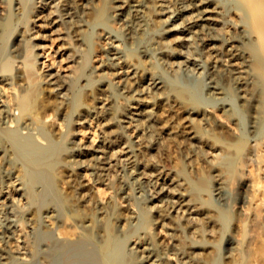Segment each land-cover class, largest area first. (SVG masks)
I'll return each instance as SVG.
<instances>
[{
	"label": "bare ground",
	"instance_id": "6f19581e",
	"mask_svg": "<svg viewBox=\"0 0 264 264\" xmlns=\"http://www.w3.org/2000/svg\"><path fill=\"white\" fill-rule=\"evenodd\" d=\"M10 1L0 0V43L12 15L18 22L35 9V20L40 13L49 19L51 35L71 39L61 53L77 74L65 80L59 70L46 71L45 103L33 108L31 98L41 96L33 85L28 92L20 72L16 83L0 72V264L23 257L28 264H214L219 254L209 245L211 260L201 256L195 239L201 230L190 218L203 215L218 237L228 209L244 215L248 187L260 183L251 224L240 217L238 232L222 241L228 263L264 264V0H13L7 8ZM60 24L65 32H57ZM21 33L14 36V59L24 51ZM81 90L86 102L78 99ZM63 106L79 115L78 123L104 127L97 144L72 139L60 147L65 132L49 118ZM175 137L187 150L173 170L151 151ZM203 143L235 154L248 143L236 162L249 163L254 177L232 183L236 200L226 195L231 183H219L216 202H209ZM117 148L122 165L114 159ZM112 168L114 193L104 197L98 184ZM62 176L66 186L59 188ZM151 210L154 218L143 217ZM63 218L71 231L59 230ZM19 223L27 229L21 249L12 243ZM123 239L130 241L126 248Z\"/></svg>",
	"mask_w": 264,
	"mask_h": 264
},
{
	"label": "rangeland",
	"instance_id": "374dc122",
	"mask_svg": "<svg viewBox=\"0 0 264 264\" xmlns=\"http://www.w3.org/2000/svg\"><path fill=\"white\" fill-rule=\"evenodd\" d=\"M3 5L1 4V6H3V8L5 9L6 8L5 4H3ZM12 5H13V0L10 1V5L9 6H7V5L6 6H7V8H9V7H12ZM34 11H35V9H34ZM34 11L30 12L28 14V18L27 19H24V20L21 19V21L19 20L20 22L19 21L17 22L16 18L12 15L10 20L8 21V23H6V26L4 27V32L5 33L3 32L4 35H2L3 38L5 37V41L1 40V43H0V72L4 73V74H7L8 76L12 77L13 82L15 81V79L17 80V76H15V75L19 74V72H20L21 78L23 76V79H25L24 83L25 84L27 83L25 85L27 87L26 90H28V92H29V91H32V89L35 88V92H39L41 94V92H42L41 91L42 90L41 87L44 84L42 77L44 76L43 74L46 73V71H51V70L54 71L55 69H56V71L59 70L58 72L63 74V75H65V77L67 78L66 79L64 77L65 80H69L71 78L73 79L74 76L77 74V71L75 69L76 68L75 65H73L74 63L72 64L71 61L66 60L67 58H65L64 55L61 53V51H63L64 45H65L64 43L65 42L68 43V41H71V39L66 37L67 41L64 40V42H63L62 39L56 37V33L54 35V32H52V35H51L50 30H51L52 24L49 22V19L46 18L44 13H42V14L40 13L38 19L35 20L33 18L34 17L33 16ZM30 14L32 15V17H29ZM45 21H46V23H44ZM24 22H27V23H24ZM60 25L58 27L60 31L57 30V32H62V31L65 32L67 30L66 27H65L66 25L65 24H63V25L60 24ZM28 27L30 28V30H29ZM61 27L63 28V30H62ZM10 30L12 32L10 34H8V32ZM24 30H26V31H24ZM27 30H28V35L26 34ZM45 31L47 33H49L50 36H47L48 34ZM20 32H22L21 34H23V36L26 38V42L20 46L21 50L22 51L24 50L23 53H22V56L17 58V59H14V57H12V54L14 53V48H13L14 45L13 44L15 43L14 36L20 34ZM44 32H45V34H43ZM37 33H39L42 37L39 34H37ZM12 34H13V36H12ZM27 36H29V37H27ZM54 36H55V38H54ZM71 42H69V43L71 44ZM60 43L63 44L62 47H60V45H61ZM32 44L33 45L36 44V45H34L32 47L31 46ZM66 45H65V47H66ZM69 45H67V46H69ZM11 50H13V51H11ZM37 52H40V55L38 57L36 56V58H35L34 55L37 54ZM9 58H11L13 60H11ZM4 61H9L10 65H9L8 70H4L3 71L2 64H3ZM30 62L34 63V64H32L30 66V68H31L30 72L33 70L32 73H31L33 75H31V76H29V74H30L28 72L29 69H27L28 68L27 64L30 63ZM17 67H19V69L21 68L20 70L23 73ZM17 70H19V71L17 72ZM26 70H28V71H26ZM25 72L26 73L28 72L29 74L28 73L26 74ZM35 75H37V76H35ZM36 81L37 82L40 81V82H38L39 84ZM15 83H16V81H15ZM29 83H30L31 86L33 85L32 89H28L29 87H31V86H29ZM41 83H43L42 86H40ZM36 86L37 87L40 86V89L38 87V90H37ZM80 92H78L79 93L78 94L79 95V97H78L79 101L80 102H86L87 101L86 92H84L83 90H81ZM38 95H39L38 93H37V95L35 94L33 96V98H31V100H30L31 101L30 105H32L33 108L38 107V105L39 106L42 105V104H39V103H41L42 100H43L42 103L43 104L45 103L44 99L42 98L43 94H41V96L40 95L38 96ZM36 96H38V97H36ZM48 98L50 100L52 98V96H50ZM84 98H86V99H84ZM51 100H54V99H51ZM56 101H57V99H56ZM63 107H61L60 110L56 114H54L53 116L51 115L52 118L51 117L49 118L50 119L49 123H51V120L54 119V121L52 120V124H53L52 126L53 127L57 128L58 124L61 122L60 126H61L62 129L61 128L60 129H61V131L63 130V133L65 132V134H63V135H65V137H63V139L61 140V144L60 145H62V146H60V147L63 149L66 146V144H68V142L70 140H72V139H74V140L76 139V140L79 141V143H82L83 145H86V146H93V145L97 144L99 142V140L101 139V137L104 136L103 135L104 134V127H102V125L99 124V122L95 121V120H90V121H86V122H83V123L82 122L78 123V121H77L78 117L77 116H79V115L77 113H75L74 111L73 112L72 111H68V112H70V114H69L67 111H64L65 109L67 110V108L66 107L63 108ZM65 112L69 116L64 117L63 115H65ZM71 113H75V114H71ZM66 118L68 119V121H67ZM64 121H67V123L64 122ZM65 125H67L66 128H64ZM124 134H125L124 138L125 137L126 138H130L132 136V132L128 128L124 129ZM177 138L180 139V137H177ZM177 138L176 137L174 139L171 138L170 140L169 139L165 140V138H164V139L161 140V142L158 145L159 147H161V149L157 146V151H151V152L155 153V158L162 165H164L167 168H171L173 170H176V168L179 165H182L183 159H184L183 156L186 154V150H187V148H185V145H187V144H181ZM199 147L200 148H198V149H200V153H199L200 154V158L204 159V163H206V165H207V166L204 167V175L206 177V184H207L208 190L210 192V194H209L210 195L209 202H211V203H213V202L215 203L216 202L215 201L216 197H215L214 193H215V189H216L217 185H219V183L221 185H225L227 183H229V184L231 183L230 187H233V188L232 189L231 188L227 189L226 190V195L228 194V196L230 197L231 200H236L237 194H236V190L234 188L235 187L234 185L240 179H245L246 178L245 180H247L249 182L251 180V178L253 179V177H254L253 172H251V167L249 166V163H248V165H246L247 166L246 167L245 164L243 165L242 162H241V164L236 162V160H239L245 154L246 149L248 147V143H245L242 146V148L240 149L241 153H239V154H235V153H233V151L231 152V150L223 149L221 147H217V148L216 147H209L208 145H206V143H203V145L200 144ZM211 150H212V152H211ZM215 155H218L219 157L215 156ZM114 159H115V161H116V163L118 165H122L123 162H124V156H123V154H122V152L120 151L119 148L114 149ZM189 169H190V167L188 168V166L186 165V170L188 171ZM79 171H81V173H84L86 171V169H81V170L79 169ZM112 173L113 174L114 173L117 174L116 168H114V169L112 168L109 171L108 180L109 181L112 180L110 183H109L108 180L107 181L104 180L103 183H99L98 184V185H100L99 188L104 190V197H106V196L110 197L114 193V191H113L114 189H113L112 186H113L114 183H116L115 179H116L117 175H113ZM261 173L262 172L259 173L260 177H261L260 180H262L263 175H264L263 173L261 175ZM86 177L89 178V176L86 175V176H84V179ZM61 178H63V176L58 178V180H60V181L57 180V182H56L57 186L59 188H62V186L63 187L66 186L65 182H62L63 179H61ZM80 179H83V177L80 178ZM260 185H261V183L258 186H260ZM93 186H94V184L92 185V187ZM258 186H254L255 189H252L253 187H251V186L248 187V190H247L248 194L247 195L250 196L251 199H250V197H247V199H246L245 205L247 206V203H249V204L247 206V210L248 211H246L244 213V215L243 214H241L242 216L239 215L234 207H230L228 209V212H229L228 213L229 214L228 218L225 221L222 234H220V236H218V237H217V235L211 236L209 234L210 229H211V226H210L211 224H210V222L208 220H206L203 217V215H198L199 217H197V218H196V216H193L192 218H190L191 219L190 221H195V223H194L195 226L200 228V230H201L200 234H199V238L200 239H198V236H195V239H196L198 247H199V252L202 253L201 256L204 255L203 257H205V258L207 256L208 260H211V258H209V256L213 255L214 253H217V254H219V258L217 259V261L214 264H219V263L220 264H230V263H228L226 261L227 260V258L225 257L226 251L224 249V244H223L222 240H224V237H226L228 234L237 233L238 232V229L236 228L235 224L238 221L237 219H239L240 217H241L240 219H241V224L242 225L244 224V225L248 226V225L251 224L252 221L250 220V218H251V216H253L254 211L256 210L255 209L256 207H254V206L260 205V204H258V203H260V199H259V196L257 194L258 193V188H257ZM254 190L255 191L257 190V191L255 192ZM253 197H255V198H253ZM256 197L259 199V201H258V199ZM121 200L122 199H117V201L115 202L117 207H119V206L122 207L123 206V203H124L123 201L124 200H122V201ZM247 200L249 202H247ZM14 201H15V205H17V206H15L16 209H18V210L21 209L20 206L22 205V201H19V200L18 201L14 200ZM251 204L252 205L255 204V205L252 206ZM143 206H144V203L141 202L140 203V207L143 208ZM156 215H157V212L154 211V210L153 211L152 210L149 211L147 213V215L145 214V216H144V213H143V217H147V219H152ZM200 216H201V218H200ZM243 216H245V217L243 218ZM61 221H62V219H61ZM62 222H64L63 224L65 226L61 223L62 225H59V230H61L62 228H65L67 231H69V230L71 231V229H69L67 224H65V223H67L66 219H64V221H62ZM249 222H250V224H248ZM23 226L24 225L22 223L18 224V228H17V232L18 233L15 234L16 236H14V240H12V243L15 242L16 245L18 244V247H20V249H21V246L23 248L25 245H27L26 244L27 243V239H25V240L23 239V238H26L25 234L27 233V229H25V227H23ZM61 226H62V228H61ZM65 229H64V231H66ZM154 230H158V228L155 227ZM152 231H153V229L150 230V233ZM162 231H163V229H161V232ZM161 232L159 234H161ZM154 239H155V237H154ZM22 242H24V243H22ZM215 242H216V244H215ZM122 243H123L124 247L126 248L127 245L130 243V241L128 239H123ZM211 245H213V246H211ZM208 246L211 249H213V248H214V250L216 249V251L214 252V250H213L214 253L211 252V254L207 253V251L209 249ZM18 263L19 264H28L26 262V258L25 257H23V259L19 260Z\"/></svg>",
	"mask_w": 264,
	"mask_h": 264
}]
</instances>
